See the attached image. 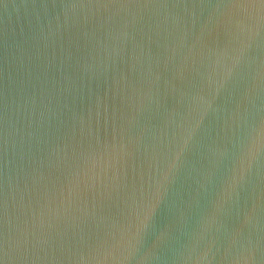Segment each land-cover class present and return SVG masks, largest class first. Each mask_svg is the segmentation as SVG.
Returning <instances> with one entry per match:
<instances>
[{"label": "water", "instance_id": "water-1", "mask_svg": "<svg viewBox=\"0 0 264 264\" xmlns=\"http://www.w3.org/2000/svg\"><path fill=\"white\" fill-rule=\"evenodd\" d=\"M0 264H264V0H0Z\"/></svg>", "mask_w": 264, "mask_h": 264}]
</instances>
